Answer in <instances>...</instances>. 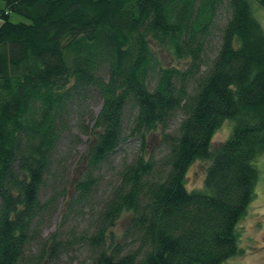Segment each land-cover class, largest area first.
<instances>
[{
    "label": "trees",
    "instance_id": "trees-1",
    "mask_svg": "<svg viewBox=\"0 0 264 264\" xmlns=\"http://www.w3.org/2000/svg\"><path fill=\"white\" fill-rule=\"evenodd\" d=\"M251 2L264 10V0H0V264L239 254L264 151V31ZM128 142L136 151L114 163ZM195 160L210 165L188 191Z\"/></svg>",
    "mask_w": 264,
    "mask_h": 264
},
{
    "label": "rangeland",
    "instance_id": "rangeland-1",
    "mask_svg": "<svg viewBox=\"0 0 264 264\" xmlns=\"http://www.w3.org/2000/svg\"><path fill=\"white\" fill-rule=\"evenodd\" d=\"M2 5L3 3H0V6ZM251 12L264 31V10L256 2H251ZM10 21L14 23H28L26 19L16 14H10ZM151 45L157 53L162 65L175 64L169 53L158 48L154 44ZM176 126L177 122H174L171 125V129L175 130ZM232 126L233 121L228 119L216 130L211 141V152H214L228 139L232 131ZM82 140L84 141L85 138L83 137ZM136 147L137 144L135 142L124 144L121 150L112 157L114 163H118L130 157V155L136 151ZM77 149L79 152H82L84 150L83 144ZM147 151L152 155H156L157 158L161 156L163 148L160 146V139L158 137L151 136L149 138ZM253 164L258 171L253 198L247 206L244 216L236 226L239 254L225 260L221 264H264V151L255 158ZM209 165L210 162L207 160H195L191 164L185 176V187L188 191L199 190L203 187L205 172ZM112 176L113 174L110 170L105 171V181H108ZM103 185H105V183ZM101 190L104 189L101 188ZM56 221L57 218L54 217V221L49 229L45 231V234L54 231L57 224ZM75 258L76 263L83 261L82 254L75 255ZM67 260V258H63V261Z\"/></svg>",
    "mask_w": 264,
    "mask_h": 264
}]
</instances>
